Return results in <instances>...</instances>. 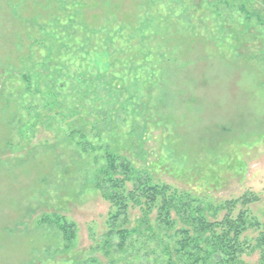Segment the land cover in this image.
<instances>
[{"label": "rangeland", "instance_id": "1", "mask_svg": "<svg viewBox=\"0 0 264 264\" xmlns=\"http://www.w3.org/2000/svg\"><path fill=\"white\" fill-rule=\"evenodd\" d=\"M39 1L0 0V264H110L92 250L109 204L92 186L91 154L77 171L66 123L154 181L189 193L205 211L237 200L234 215L246 209L264 226V0H156V11L119 0L135 28L99 16L96 32L67 28L50 38L30 20L48 11ZM240 3L260 19L245 21L234 10ZM58 33L59 50L50 46ZM25 72L53 90L50 111L43 94L22 91ZM247 195L257 199L242 206ZM53 214L75 224L67 248L42 222ZM257 234L248 229L242 237L253 243ZM118 257L111 264L168 258L160 247ZM259 257L240 259L259 264Z\"/></svg>", "mask_w": 264, "mask_h": 264}, {"label": "trees", "instance_id": "2", "mask_svg": "<svg viewBox=\"0 0 264 264\" xmlns=\"http://www.w3.org/2000/svg\"><path fill=\"white\" fill-rule=\"evenodd\" d=\"M118 2L119 0H40V8L48 11L41 13V10L30 20L39 24V29L48 38L52 31L63 32L67 28L71 32L82 27L96 32L101 23L99 16L112 17L126 27L135 28L133 14L122 17V1ZM130 3L137 9L146 6L156 11L157 8L156 0H131ZM215 6L220 7V4L216 3ZM234 7L235 11L242 10L245 21L251 15L260 19L259 13L247 10L253 8L251 4L240 3ZM159 16L162 17L161 14ZM59 34L50 44L57 50L63 46L58 40ZM59 38L62 40V37ZM50 60L49 53L42 62ZM20 79L23 92L43 94V108L50 111L54 107L53 90H42L34 73H20ZM30 110L28 109L30 118L35 120ZM66 126L76 145L73 155L78 159L73 162L77 171L81 172L89 166L83 154H91L94 168L92 186L109 204L105 231L95 241L92 250L108 258L110 264L118 261L119 255L131 257L143 251L154 254L158 247L161 253L168 256L161 264H246L240 256L254 251L260 254L258 263L264 264V226L250 216L246 209H240L234 215L237 200L225 201L217 207L209 206V211H205L189 193L154 181L148 171L136 168L128 157L112 149L108 143L102 140L92 143L81 127L71 128L67 123ZM256 199L255 196L247 195L242 200V206ZM134 209L138 210L139 215L132 219L130 212ZM219 211H223V215L218 219ZM42 222L56 227V233L67 244L66 248L75 239V224L64 217L53 214L44 217ZM248 229L258 230L253 243L242 237ZM136 238H142L139 246L133 244ZM150 242L154 243L153 249L149 248ZM115 255L118 256L115 258Z\"/></svg>", "mask_w": 264, "mask_h": 264}]
</instances>
